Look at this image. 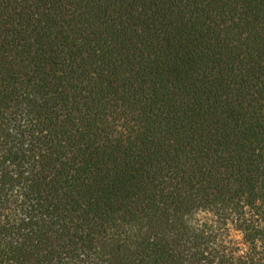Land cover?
<instances>
[{
	"label": "trees",
	"instance_id": "16d2710c",
	"mask_svg": "<svg viewBox=\"0 0 264 264\" xmlns=\"http://www.w3.org/2000/svg\"><path fill=\"white\" fill-rule=\"evenodd\" d=\"M0 108V241L14 186L32 209L0 264L85 247L92 264H264V0H0ZM21 112L36 123L17 139Z\"/></svg>",
	"mask_w": 264,
	"mask_h": 264
},
{
	"label": "clouds",
	"instance_id": "9594fccd",
	"mask_svg": "<svg viewBox=\"0 0 264 264\" xmlns=\"http://www.w3.org/2000/svg\"><path fill=\"white\" fill-rule=\"evenodd\" d=\"M237 21L239 22L238 18ZM0 111H3V115L5 118H7L9 116V113L12 111L11 108H9L7 111H5L4 109L0 108ZM21 116L23 117L21 119ZM109 119V124H112V120L111 117L108 118ZM30 117L27 115L26 112H21L20 114L17 115L16 120L13 121H9V126L7 127V132L10 133L11 135L17 137V139L20 138V132L17 130V128L15 127L17 121L19 122L20 128L21 129H30L32 128V125L35 124L36 122L34 120H31V123H29ZM124 124V121L121 120L120 122H117L114 126V131H112L111 136H115V137H119L121 134H123V138L125 139V141H127V137L129 136V131L130 128L132 126H134V122L133 121H129L128 122V127H124L122 126ZM34 136H47L48 135V130L46 128H43V130L41 131L40 128H37L34 132H33ZM132 138L134 139V135L132 136ZM3 136H0V142H3ZM31 143L30 138L28 137L27 133H25L24 136V148L27 149L29 147V144ZM8 148H11L12 151H15L14 148H12V143H8L7 144ZM255 154L256 156L260 155V148L257 147L255 149ZM3 156V152L0 151V158H2ZM40 159L39 154L36 155L35 160L38 161ZM9 164H11V161H8ZM32 162H29L28 164H25L24 167L28 169V171L24 172L25 176H30L31 175V168ZM12 168L15 169V165H12ZM36 171L40 170V166L39 164H36ZM18 171L13 170L11 172V175L13 177L18 176ZM15 199L16 200V204H11V201ZM24 196H23V192L21 190V188L19 186H14L12 188V190L9 192V203H10V209H9V215H8V226L10 228H12L13 225H15V228H12V231H10V233L4 238V240L0 241V248H7L10 250V254L12 252H14L17 249L21 248V245L23 244L24 240H25V235H20L17 233L16 228H19L21 225V222L28 224L30 222L31 217L29 216L28 213H30L32 211L31 207L29 206H25V208L22 210L20 207H17L18 204H20L21 201H23ZM241 203H243V201H241ZM261 203L260 200L256 201V204L259 205ZM33 204H35V201H33ZM12 209H15L14 213L11 211ZM244 211L247 214L248 212V205H244ZM212 216V213L207 212L205 210H200L197 212L196 214V219H198L200 221V224L203 225V223L205 222V218L206 217H210ZM5 217L0 215V223L4 222ZM37 219L39 220V217H37ZM185 219L187 220V216L185 217ZM49 218L47 215H45L43 217V221L46 223L48 222ZM193 223H195V220L192 221ZM122 222L120 220L116 221V224H121ZM145 227L142 231H147V221L145 220ZM208 223H212L211 220H208ZM261 227H264V222L261 223L260 225ZM123 227L125 228V231L128 232V234L130 236L133 235V233H136L137 231H141L139 228V225H135L132 226L131 228H129L128 225H123ZM116 229L114 228L113 231H115ZM21 232H25L24 229L20 228ZM27 234V233H25ZM244 236L245 233L242 231H237V230H233L231 232V236L230 239L234 240L237 243V246L239 247V252L235 253L234 255H238V256H244V254L246 252L249 251V245L247 243L244 242ZM133 238H135L133 236ZM33 243H35V241H33ZM225 243H227V241H225ZM256 244V251L257 252H261L264 251V241L260 240L259 238L255 241ZM25 250L31 251L32 249L29 248L28 245L25 246L24 248ZM99 250H97L98 252ZM54 260V264H92L93 261H97V255L94 252H90L88 248H83L82 250L80 249L76 255L74 256H70V255H65L63 253L60 254L59 259L57 257L53 258ZM10 264H14L13 262H10ZM98 264V262H97Z\"/></svg>",
	"mask_w": 264,
	"mask_h": 264
},
{
	"label": "rangeland",
	"instance_id": "374dc122",
	"mask_svg": "<svg viewBox=\"0 0 264 264\" xmlns=\"http://www.w3.org/2000/svg\"><path fill=\"white\" fill-rule=\"evenodd\" d=\"M235 224H236L235 217H234V215L232 214V215L230 216V226H231V228H234Z\"/></svg>",
	"mask_w": 264,
	"mask_h": 264
}]
</instances>
